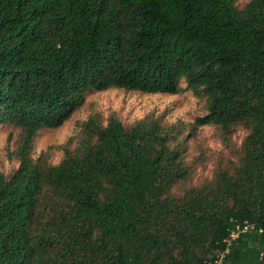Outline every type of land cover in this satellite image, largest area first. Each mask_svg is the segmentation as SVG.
Returning a JSON list of instances; mask_svg holds the SVG:
<instances>
[{
	"label": "trees",
	"instance_id": "1",
	"mask_svg": "<svg viewBox=\"0 0 264 264\" xmlns=\"http://www.w3.org/2000/svg\"><path fill=\"white\" fill-rule=\"evenodd\" d=\"M0 0V264H264V0ZM183 84L186 88H183ZM191 92L206 114L124 125L93 110L34 158L94 92ZM213 127L220 153L187 139ZM246 136L236 146L233 138Z\"/></svg>",
	"mask_w": 264,
	"mask_h": 264
},
{
	"label": "rangeland",
	"instance_id": "2",
	"mask_svg": "<svg viewBox=\"0 0 264 264\" xmlns=\"http://www.w3.org/2000/svg\"><path fill=\"white\" fill-rule=\"evenodd\" d=\"M248 2L249 0H238L237 4L242 8ZM182 86L186 88L185 84ZM93 110L102 112L105 118L114 112L124 125L132 124L152 113L163 116L164 121L169 124L179 121L191 124L197 117L206 114L205 103L188 91L177 95L125 93L116 89L94 92L87 96L86 106L71 121L58 129H46L39 133L34 144V158L43 151L50 150L52 163H60L63 152L59 146L65 144L74 135L76 122L86 120ZM11 134L13 133L10 129L0 125V169L6 175L11 174L18 167V163L10 154L14 149L13 142H9ZM215 135L213 127L203 126L197 129L195 138L186 140L192 156L199 155L201 150L210 155L208 161L197 171L195 179L197 183L212 177L214 163L220 153L230 158L228 150ZM245 136L246 133L242 129L236 132L233 138L236 146L241 145Z\"/></svg>",
	"mask_w": 264,
	"mask_h": 264
}]
</instances>
